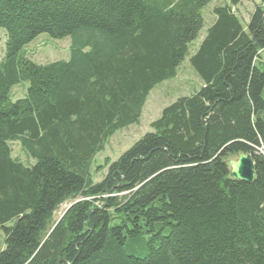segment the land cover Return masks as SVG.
Here are the masks:
<instances>
[{"label":"trees","instance_id":"trees-1","mask_svg":"<svg viewBox=\"0 0 264 264\" xmlns=\"http://www.w3.org/2000/svg\"><path fill=\"white\" fill-rule=\"evenodd\" d=\"M241 1L213 8L190 56L201 87L94 182L95 155L175 76L208 0H0V264H264V0L245 22ZM40 34L69 37L68 59L27 57ZM239 153L250 183L229 178Z\"/></svg>","mask_w":264,"mask_h":264},{"label":"rangeland","instance_id":"rangeland-1","mask_svg":"<svg viewBox=\"0 0 264 264\" xmlns=\"http://www.w3.org/2000/svg\"><path fill=\"white\" fill-rule=\"evenodd\" d=\"M226 4L228 5V0H208L202 11L204 26L198 37L189 45V52L177 67L175 76L157 84L148 94L139 121L115 131L107 139L103 150L95 155L91 164V178L94 182H98L103 178L112 161L116 160L146 132L152 130L150 127L151 122L160 116L164 107L171 104L178 97L190 95L201 87L202 82L190 64V56L197 49L205 36L207 28L214 19L213 8ZM259 4H261V0H242L239 5L234 7V12L245 22L254 7ZM4 41L5 32L0 28V58L3 54ZM69 46V37L51 39L46 34H40L25 47V52L26 56L34 62L46 63L55 60H67L69 57ZM257 64L264 65V50L260 52ZM24 86H26V83L19 84L12 89L13 99L23 97ZM10 146L14 157L19 158L23 162H31L22 154L18 143L11 142ZM235 157L232 156L228 159ZM106 161L108 162L106 163ZM68 205V202L63 203L56 210L54 218L60 217ZM3 247L4 232L0 229V250Z\"/></svg>","mask_w":264,"mask_h":264},{"label":"water","instance_id":"water-1","mask_svg":"<svg viewBox=\"0 0 264 264\" xmlns=\"http://www.w3.org/2000/svg\"><path fill=\"white\" fill-rule=\"evenodd\" d=\"M228 167L229 178L232 180L250 183L255 179L254 162L249 153H239L235 158L229 159ZM76 201L70 203L67 208Z\"/></svg>","mask_w":264,"mask_h":264}]
</instances>
